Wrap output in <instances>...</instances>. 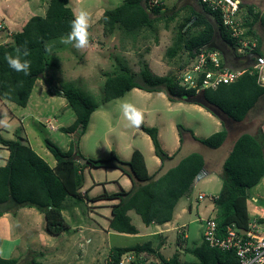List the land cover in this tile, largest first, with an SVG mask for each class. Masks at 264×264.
Listing matches in <instances>:
<instances>
[{"label":"trees","instance_id":"16d2710c","mask_svg":"<svg viewBox=\"0 0 264 264\" xmlns=\"http://www.w3.org/2000/svg\"><path fill=\"white\" fill-rule=\"evenodd\" d=\"M149 0H123L119 5L106 9L100 17L103 34L111 35L116 29L133 34L147 28L154 22L164 19L163 4L148 9ZM201 13L190 9V16L179 25L174 40L165 52L172 60L181 51L188 59L202 47H210L214 36L225 48L232 47L227 32L219 19L200 4ZM247 10L246 24L250 29L258 25L264 32V11H255L253 6L244 5ZM175 14L167 20L172 21ZM74 14L68 6V0H49L43 16H31L21 30L10 37V41L0 44V98L24 108L28 103L34 82L50 66L47 42L66 37L70 31V22ZM191 27L185 30V25ZM195 29L193 33H189ZM27 46L29 55L22 57L31 62L30 74L24 75L12 70L6 55H16L18 46ZM139 80V81H138ZM132 89L145 92H163L171 101L183 100L199 104L208 111L213 109L235 123L243 121L257 101L264 96V87L256 83L255 75L244 73L235 82L220 84L215 89H203L196 92L185 88L177 75L158 76L152 73L146 64L137 72H132L125 65H119L118 71L105 76L103 92L99 102L93 96L85 94L73 86L60 89V96L66 101L74 115V121L59 131L71 136L66 150L44 139V146L55 161L50 168L28 145L0 137V145L8 150L9 155L4 166L0 167V216L10 208L29 207L43 216L45 231L56 235L68 228L61 214V205L66 199L80 202L79 190L82 187L84 168L118 169L128 175L132 181L141 182L139 188L128 192L102 195L103 199H118V204L111 208L108 228L117 233L136 234L127 212L132 210L145 226L162 225L172 219L173 209L181 198H189L198 173L203 169L204 161L200 154L191 153L182 158L175 167L169 169L156 180H152L146 171L142 155L134 150L129 161L120 160L113 152L106 158H83L78 151V141L84 134L89 117L101 104L122 97ZM139 129L151 140L154 155L161 163L170 160L162 151L157 140L155 128ZM179 135L187 131L201 145L215 150L219 148L226 132L221 130L205 139H196L192 133L177 126ZM264 139V138H263ZM86 160V165L77 163L74 158ZM264 178V140L250 135L238 136L224 160L221 168V187L213 200L216 210L214 220L218 229L235 224L240 229H247L250 223L246 202L250 198L249 190ZM262 222V220H261ZM125 252H134L152 258L158 264H238L232 251H220L208 247L205 243L185 249L194 262H180L177 256L163 258L150 242L125 248H111L108 257L116 261ZM40 254L19 259H2L0 264H41L37 261Z\"/></svg>","mask_w":264,"mask_h":264},{"label":"crops","instance_id":"0c3cea01","mask_svg":"<svg viewBox=\"0 0 264 264\" xmlns=\"http://www.w3.org/2000/svg\"><path fill=\"white\" fill-rule=\"evenodd\" d=\"M12 1L14 0H0V5L4 8L0 9V17L8 35L7 41H4L6 43L10 41L11 35L19 32L24 23L27 21L26 18H24V20L20 19L23 18V15L25 16L27 14L28 10L24 7L25 4H32L31 9H35L33 10L34 12L32 11L33 14L30 15L31 17L43 16L49 2V0H35L36 3L32 2V0H16L17 2L15 3L16 5L14 9L10 11L11 6H8V4ZM83 1L84 0H68V6L72 10L73 14L80 9ZM71 2L73 8L69 5ZM196 2L199 4L197 0ZM252 2L253 0H248L245 2V5H251L255 11H258ZM198 12L201 13L200 7ZM256 25L253 26L254 31L260 37L264 38V32L258 25L257 28ZM0 44H4L2 43V40H0ZM209 48L214 49L211 46ZM143 63L146 64L152 73L158 76L167 75V71L164 67L159 65L157 62H154L149 56L144 57ZM156 70L158 72H156ZM47 80L48 78L45 70L44 74H42L34 82L32 91L35 85L40 88L37 95L34 96L36 99L31 108L29 107L26 112L24 111L25 113H19L17 110L15 111L12 107V103L0 98V120L7 117V122L9 124L8 127L11 129L14 139L18 137L21 143L28 145L47 163L50 168H53L55 166V161L44 146L43 140L45 138L42 141H40L37 137L34 138V134H32V131L28 126L29 123H32V125L35 126L37 117L41 116L40 111L44 110L40 99L44 93L42 83L46 84L44 87L47 89ZM47 91L50 93L49 87ZM159 93L161 92H145L139 89H132L120 98L101 104L91 113L86 130L78 141V151L80 155L83 158L97 159L107 157L111 152H113L120 160L129 161L132 152L137 150L142 155L148 176L152 180H156L165 174L169 169L175 167L182 158L191 153H196L192 150L196 144L201 145L199 142L195 141L187 131H183L181 132V135H179L177 126H181L185 130L190 131L196 139H205L213 133L224 130L226 132V138L223 144L215 150H219L225 143L228 142L227 140L229 134L225 126V118L227 117L223 116L214 109L212 111H208L195 102L183 100L171 101L166 95L161 96ZM31 94L26 107H28L32 98ZM45 101H47V99ZM123 102L132 103L143 112V125L145 127L156 129L157 140L160 148L167 154L168 157H171L170 160L161 163L154 155L150 138L139 128L129 126L128 121L123 117L121 112L120 105ZM26 107L24 108L26 109ZM1 108H3V111H1ZM49 117L45 118V123L47 124L43 125V128L45 127L51 131H59L60 128H64L59 124L58 126L54 124V122L58 123L59 112H55L52 115L53 119ZM50 119L53 122H51ZM73 121L74 115L70 119L71 123ZM98 126H101V129L104 131L102 135L96 132V130H98ZM5 128L6 127L0 126V131ZM237 138L238 137L231 142V146L225 152V156L221 160V168ZM89 139H92V141H88ZM182 150H185V154H182ZM8 155V150L0 145V167L5 165ZM202 158L204 161L202 173L196 180H194L191 195H193V188L195 185L201 182L200 184H202V186L199 188H205L206 184L213 181L217 184L216 192L218 194L221 187V173L215 171L211 167H208L203 156ZM82 177V187L79 190L81 201L76 202L73 199H66L61 205V214L64 221L68 225V228L59 234H48L45 231L43 216L33 208L21 207L17 209L10 208L5 210L0 216V257L2 259H23L33 253H38L41 257L44 253L53 249L58 251V253H62V245H64L66 249L65 251L68 252L70 249H73L74 244L77 243L78 248L83 249L82 255H79L81 259L86 257L85 255L88 254L89 257L92 258L91 261H93L95 257L100 256L103 253L104 264L111 248L131 247H113L106 244L107 236H115L114 234H117V232L108 228V223L111 208L118 204L119 200L103 199L102 195L128 192L129 190L139 188L144 184L132 181L128 175L113 168H84L82 170ZM199 195L205 194L201 193L198 189V192L193 196L194 203L184 204L181 203V200H187L188 198L179 199L173 209L172 219L169 222L162 225H144L145 242H150L152 249L157 250L163 258L162 249L166 247L168 243L176 245V248H174L172 252L170 251V254H172V256H177L178 260V253L180 252V249H178L177 244L181 246L183 253H185V249L192 248L185 244L187 238L186 226L184 223H181V221L185 219L186 213L191 214L193 210L196 218L192 221L200 223V241L197 245L201 244L202 220L209 217L214 218L216 210L213 205V200L208 199V196H212V194L208 196L205 195V198L202 200L197 199ZM206 201H210L212 204L209 205ZM246 205L250 221L255 219L259 225L264 226V209L258 207L257 200L255 198L249 201L247 200ZM0 208L3 209L4 207ZM131 212L134 211H128L127 216L129 217L132 225L130 217ZM64 213L67 214V218ZM180 227H184L185 229V239H181L178 235L177 231ZM135 230L136 234L127 235H137L138 229L135 228ZM70 231L75 232L70 234ZM177 240H180L181 244L180 242L176 244ZM75 248L77 247L75 246ZM186 255L188 256L189 254ZM61 256H63V254H61ZM136 256L138 258H142L143 260L152 259L146 258L142 254ZM76 263L78 264L79 262ZM155 263L158 264L156 261Z\"/></svg>","mask_w":264,"mask_h":264},{"label":"rangeland","instance_id":"374dc122","mask_svg":"<svg viewBox=\"0 0 264 264\" xmlns=\"http://www.w3.org/2000/svg\"><path fill=\"white\" fill-rule=\"evenodd\" d=\"M122 1L123 0L83 1L80 9L83 8L87 10L91 16L89 27L90 47L86 49H76L72 45L62 43L61 38L47 42V44L53 46L52 53H48L50 66L46 67V76L48 78L47 83L50 93L47 91L48 87L47 89L44 87L46 84L42 83L44 93L40 102L44 110L40 111L41 116L37 117L35 126H33L32 123L28 124L32 134H34V138L37 137L40 141L46 138L59 148L63 150L66 149L69 140H71V137L68 134L57 130L51 131L45 127L43 128V125L47 124L45 123V118L50 116L49 118L53 119L52 115L55 112H59L58 123L54 122L56 126L59 124L61 127H67L71 124L70 119L73 117V113L68 106H65L67 105L66 101L59 96L60 89L64 86H73L81 92L93 96L94 99L99 102L102 97L105 76L118 71V67L121 64L128 67L130 71L137 72L144 62V57L149 56L154 62H157L164 67L167 71V75H179L180 72L188 66L190 60L188 59L187 54L183 53V51H180L172 60L166 57L165 52L167 48L171 46L179 25L184 22L186 17L190 16L189 8L194 9L196 12L199 11L196 0H163L165 17L168 19L171 14H175L172 21L164 19L160 22H153L150 27L142 28L133 34H127L121 29H116L111 35L103 34L102 25L100 23L101 13L106 9L119 5ZM16 2L17 1L14 0L8 4V6H11L10 11L14 9ZM32 2L36 3L35 0H32ZM252 3L255 5L256 10L263 11L264 0H253ZM69 5L73 8L72 2L69 3ZM24 7L28 10L25 15L26 17L23 15V18L20 19L24 20V18H26L28 20L35 9H31L32 4L30 3L25 4ZM1 8L4 9L0 5V9ZM185 27V30L190 28L191 22L187 23ZM194 31L195 29H191L189 33H193ZM0 32V40H2V43H6L4 41H7L8 35L6 28H4V24H2L1 17ZM211 47L216 49L223 56L227 66H234L229 50L220 45L216 36H214ZM156 72L158 71L156 70ZM39 88L40 87L35 85L31 94L32 98L26 109L12 104L15 111L17 110L19 113H25L29 107L31 108L36 99L34 96L37 95ZM46 99L47 101H45ZM1 111H3V108H1ZM51 119L50 121L53 122ZM225 126L229 134L228 142L219 150H211L198 144L192 148L194 152L204 157L208 167L213 168L219 173H221V160L225 156L227 149L231 146V142L236 137L242 134H250L264 140V96L257 101L254 108L249 111L243 121L235 123L230 119L225 118ZM101 128V126H98L96 132L102 135L104 131ZM0 136L4 139H14L13 133L9 127L1 130ZM88 141H92V139H89ZM182 154H185V150H182ZM200 183L193 188V195L187 200L182 199L181 203H194L193 196L198 192V189L201 193L207 196L210 194H212V196L217 195L216 182H209L206 184L205 188H199L202 186ZM249 196L250 198L248 201L255 198L258 202V207L264 209V179L249 190ZM206 203L209 205L212 204L210 201H206ZM64 215H66V218L68 217L67 214L64 213ZM130 217L132 225L138 229V234L127 235L117 233L114 234L115 236H107L106 244L113 247H119L132 246L145 242L146 239L144 238L143 223L134 212L130 213ZM195 218L196 215L193 210L191 214L186 213L185 219L181 221V223H184L186 226L187 238L185 244L188 247H194L200 241V223L192 221ZM74 232L75 231H70V234H73ZM178 242L181 244L180 240H177L176 244ZM177 245L178 249H180L178 257L181 262L195 261L191 255L187 256L183 253L179 244ZM62 246V253H58V251L53 249L44 253L41 257H38L37 261L41 264H77L76 262H79L78 264H103V253L91 261L92 258H90L88 254L81 259L79 255H82L83 249L78 248L77 243L74 244L73 249H70L68 252L65 251L66 249L64 245ZM75 246L77 248H75ZM175 246L176 245H173V243H168L167 246L162 249V255L164 258L170 259L172 257L170 251L172 252L173 249L176 248ZM61 254H63V256H61Z\"/></svg>","mask_w":264,"mask_h":264},{"label":"built area","instance_id":"2783aa9c","mask_svg":"<svg viewBox=\"0 0 264 264\" xmlns=\"http://www.w3.org/2000/svg\"><path fill=\"white\" fill-rule=\"evenodd\" d=\"M214 14L232 42L229 47L234 66H227L223 56L214 49L202 47L193 52L188 66L177 79L187 89L199 92L215 89L220 84L235 82L244 73L255 75L256 83L264 87V38L246 24L248 17L245 2L248 0H197ZM163 0H149L148 9L159 7ZM207 197V196H206ZM205 198L199 195L198 200ZM216 196H208L214 200ZM201 241L208 247L220 251H232L238 264H264V226L252 219L247 229L229 224L218 229L213 217L202 220ZM178 235L185 239V229L180 227ZM104 264H156L152 259L138 258L134 252H125L114 261L107 257Z\"/></svg>","mask_w":264,"mask_h":264},{"label":"clouds","instance_id":"9594fccd","mask_svg":"<svg viewBox=\"0 0 264 264\" xmlns=\"http://www.w3.org/2000/svg\"><path fill=\"white\" fill-rule=\"evenodd\" d=\"M91 22L90 13L81 8L74 13V18L70 22V31L66 37L61 38V42L64 44L72 45L76 49H86L90 47V33L89 27ZM53 46L51 44L45 45V52L51 54ZM16 55H6L5 60L8 66L24 75L30 74L31 62L22 57H27L29 51L27 46H18L15 50ZM159 95L163 96L165 93L161 92ZM123 117L128 121L130 127L139 128L144 122L143 112L137 108L134 104L129 102H123L120 105ZM0 126L8 127L7 117L0 120Z\"/></svg>","mask_w":264,"mask_h":264},{"label":"water","instance_id":"95a60500","mask_svg":"<svg viewBox=\"0 0 264 264\" xmlns=\"http://www.w3.org/2000/svg\"><path fill=\"white\" fill-rule=\"evenodd\" d=\"M185 28H186V27H185ZM40 76H41V75H40ZM74 160H75L77 163L81 164V165H86V160H84V159H80V158L75 157ZM201 173H202V170L198 173L197 177H198ZM197 177L195 178V180L197 179Z\"/></svg>","mask_w":264,"mask_h":264}]
</instances>
